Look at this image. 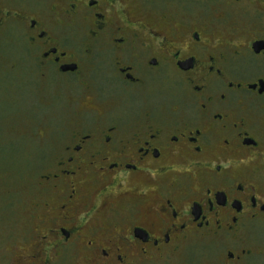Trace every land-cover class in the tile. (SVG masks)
<instances>
[{"label": "flooded vegetation", "instance_id": "1", "mask_svg": "<svg viewBox=\"0 0 264 264\" xmlns=\"http://www.w3.org/2000/svg\"><path fill=\"white\" fill-rule=\"evenodd\" d=\"M9 47L85 101L21 263L264 264V0H0Z\"/></svg>", "mask_w": 264, "mask_h": 264}, {"label": "rangeland", "instance_id": "2", "mask_svg": "<svg viewBox=\"0 0 264 264\" xmlns=\"http://www.w3.org/2000/svg\"><path fill=\"white\" fill-rule=\"evenodd\" d=\"M15 53L7 48L0 62V264H35L18 260L38 225L31 188L85 101L72 75H40Z\"/></svg>", "mask_w": 264, "mask_h": 264}]
</instances>
